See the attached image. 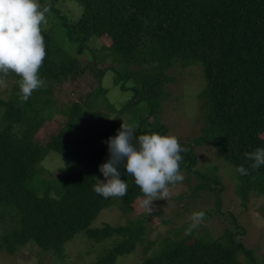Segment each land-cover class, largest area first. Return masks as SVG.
<instances>
[{"label":"trees","instance_id":"1","mask_svg":"<svg viewBox=\"0 0 264 264\" xmlns=\"http://www.w3.org/2000/svg\"><path fill=\"white\" fill-rule=\"evenodd\" d=\"M63 1L67 0H39L50 7L46 15L50 30L42 28L46 57L39 71L45 84L50 87L52 82L88 71L78 68L72 59L54 58L52 50L60 40L71 53L86 52L100 63L114 56L118 65L97 70V85L85 95L82 105L71 103L62 128L45 145L34 137L52 114L51 99L37 94L46 86L23 102L14 82L10 93L0 99V211L5 209L13 222L1 237L0 249L13 254L31 242L59 258L65 243L75 236L84 235L94 244H104L115 236L121 239L104 247L95 262L114 264L143 242L141 219L92 226L104 210L116 206L125 215L132 210L131 202L143 197L123 164L119 171L128 184L126 196L104 199L93 188L96 180L103 178L99 166L109 158L106 141L116 136L122 123L134 125L136 135H166L167 127L157 119L160 111H155V106L163 100V86L173 81L168 73L175 68L190 75V81L196 74L204 84L196 95L202 102L204 125L191 143L180 144L187 149L181 153V171L197 172L194 148L209 143L235 170L241 165L249 169L248 176L236 171L241 203L249 193L264 197V165L253 171L250 165L254 161L244 155L264 148V0H71L79 4L76 18L59 9ZM101 33L111 38L104 54L91 46ZM106 74L123 103L116 108L117 115L100 125L92 105L115 109L103 96ZM125 113L132 117L122 122L115 118ZM150 115L153 120L149 123ZM50 152L63 161L60 175L53 177L56 197L50 196L51 184H46L39 167ZM216 170L207 172L202 184L210 189L213 186L215 194L214 209L205 212V219L221 210V189L215 187L220 181L213 175ZM241 230L237 224L214 238L203 228L194 229L177 240L168 238L141 264H256L252 250L236 240ZM240 254L245 256L244 262Z\"/></svg>","mask_w":264,"mask_h":264},{"label":"rangeland","instance_id":"2","mask_svg":"<svg viewBox=\"0 0 264 264\" xmlns=\"http://www.w3.org/2000/svg\"><path fill=\"white\" fill-rule=\"evenodd\" d=\"M58 7L64 11L66 16L73 18L79 16L80 9L76 1H63ZM42 28L50 30L48 23L43 24ZM110 45L111 38L105 33L98 34L95 43L91 44L93 48L99 49V54H104ZM68 48V45L60 40V43L55 44L54 50H52L54 58L58 61L72 59L78 68L86 67L88 71L73 76L69 75L59 83L52 82L50 87L49 83L45 84L46 87L43 86L42 89H44L37 92L41 97L51 99V117L45 121L34 137L35 140L44 145L62 128L66 119L65 112L71 103L77 101L82 105L85 95L97 85L99 78L97 70L103 69L105 66H117L119 61L113 56V59L110 58L100 63L93 61L86 52L78 55L69 52ZM121 64L123 65L122 60ZM90 68L96 69H92L96 76L91 74ZM168 74L173 78V81L164 84L162 89L163 100L155 106V111H160L157 119L166 125V135H176L180 144L185 147L201 134L200 130L204 125L200 118L202 102L196 99V95L204 84L199 76L194 73L190 81L188 77L190 75L185 74L181 68H175ZM14 82H17L16 76H9L8 87L0 89V99H5L10 93ZM102 86L105 91L104 98L112 102L115 109L109 111L103 107L106 104H99L98 107L92 105L90 109H92L91 111L100 125H104L107 119L117 115L119 109L116 108L122 106L123 103V97L112 86L110 78L107 79V74L103 79ZM44 91L45 93H43ZM130 117H132L131 113H125L124 115L119 114V117L116 116L115 118L122 122ZM152 120L153 115H150L147 121L150 123ZM261 136L264 139V134ZM194 152L197 155V172L183 171L185 177L183 182L172 189L169 199L153 201V211L150 214L140 207V200L137 198L131 202L132 210L128 214H122L116 206H113V208L104 210L94 221L92 226L99 227L104 223L123 225L136 219L142 220V227H144L143 242L137 244L131 253L124 257L119 256L114 264H141L146 255H149L153 249L156 250L157 247L165 244L168 238L177 240L186 235V230L190 226L188 217L192 213L214 209L213 186L211 189L208 186H202L205 183L207 172L214 168L217 170L213 175L220 181L219 184H215V187L221 189L219 191L221 210L219 213H214L209 219H204L198 228H203L210 236L216 238L223 229L233 228L238 224L243 232L236 237V240L252 250L256 264H264V197L249 193L246 202L241 203L240 196L236 192V184L239 181L235 168L223 162L219 156L220 153L216 150L213 151L209 143L196 146ZM62 165L61 158L52 152L44 157L39 165L43 170L42 177L45 178L46 184H51L49 187H51L50 196L52 197H56L57 190L53 183V177L60 175L58 170ZM104 180L103 177L101 181ZM232 217L236 219V225H234ZM8 224H13V222L4 209V212L0 211V245L1 237L10 227ZM119 239L121 238L114 236L108 238L104 244H94L89 242L84 235L75 236L71 240H66L65 250L59 258L52 251L42 252L38 246L28 242L21 245L13 254L7 253L4 248L0 249V264H95L96 259L104 253V247L111 245L113 240ZM239 258L244 262V255L240 254Z\"/></svg>","mask_w":264,"mask_h":264},{"label":"clouds","instance_id":"3","mask_svg":"<svg viewBox=\"0 0 264 264\" xmlns=\"http://www.w3.org/2000/svg\"><path fill=\"white\" fill-rule=\"evenodd\" d=\"M49 11L50 7L41 5L39 0H0V89L8 87V77L14 74L19 77L17 83L23 102L45 85L39 71L46 57L42 25L47 23ZM136 133L134 125L122 123L116 136L109 137L106 141L109 158L99 166L105 180H96L93 190L104 199L126 196L128 184L120 178L119 171L123 164L143 193L142 199L138 197L140 207L150 214L153 201L169 199L172 189L183 182L181 153L187 149L181 147L174 134ZM244 155L247 160L254 161L250 165L253 171L264 165V148ZM236 171L241 176L251 174L243 165ZM205 216L204 211L192 213L188 217L190 226L186 235H191Z\"/></svg>","mask_w":264,"mask_h":264}]
</instances>
